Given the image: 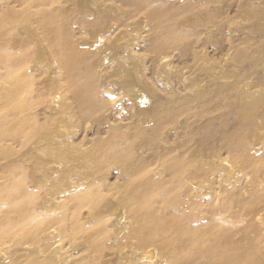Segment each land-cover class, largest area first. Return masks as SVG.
I'll return each mask as SVG.
<instances>
[{"label": "rangeland", "instance_id": "374dc122", "mask_svg": "<svg viewBox=\"0 0 264 264\" xmlns=\"http://www.w3.org/2000/svg\"><path fill=\"white\" fill-rule=\"evenodd\" d=\"M51 7L62 62L20 24L7 44L26 91L0 264H264V0ZM24 9L0 0V22Z\"/></svg>", "mask_w": 264, "mask_h": 264}, {"label": "bare ground", "instance_id": "6f19581e", "mask_svg": "<svg viewBox=\"0 0 264 264\" xmlns=\"http://www.w3.org/2000/svg\"><path fill=\"white\" fill-rule=\"evenodd\" d=\"M23 1H24V5H25V9L23 12H21L19 14H15L16 12L11 11L10 20L0 22V69L3 71V79H4L3 83L0 85V103L3 104V109H0V111L5 112L4 116L2 118H0V140L6 138V136H12V137L17 139L20 136L21 132L24 131L23 125L20 124V122H19L20 115L22 113L21 111L23 109H21V108L19 109L17 107V105L19 104V102L21 100V97L23 96L24 92L26 91V87L21 82V79H19L20 74H21V70H22L21 67L23 64L22 63L23 60L21 57L18 60L12 59L11 58L12 55L8 51L7 44H10V45L15 44V42H13V39L11 38V35H12L11 29L20 24L21 27L24 30H26V32H27L28 38H27V42L24 44H28V42L33 41L34 39L38 38V40H37L38 42L36 41L35 46H40V49L44 50V54L46 52L44 44L47 43V41H48L47 44L51 49V52H52L51 54H53L56 57H59V61L62 62V59L60 57H61L62 52H63V46L59 45V42H60L59 29L56 25L57 24L56 20L52 17V13L50 11V8H52L51 6H53L55 4L56 0H23ZM35 7H37V10L34 9L35 11H33V8H35ZM29 20L30 21L37 20V22H39L42 25L43 29L45 30L47 40H45V38L43 39L40 36V33L37 29H34L29 25V23H30ZM27 52H29V50ZM62 58H63V61L67 62V63L71 60L70 57L66 58L63 56ZM39 62L45 64V58L42 57L39 60ZM55 62H58V59H56ZM16 74H18V75H16ZM6 122L10 124L9 128L8 127L4 128L3 125H5ZM1 191H0V198L1 199H5V200L10 199L13 201V203H14L13 211L22 209V208H20L21 207V204H20L21 201L19 199L16 187L15 188L7 187V189H5L3 192H1ZM142 198H143V194H142ZM144 203H146V202L141 201V203L138 205L140 211L145 210L146 207H145ZM24 205H26V204H24ZM149 217H151V216H149ZM153 220H155V219H153ZM170 221H169V223H170ZM143 237H145V236H143ZM185 241H187V240H185ZM184 245H187V244L184 243ZM197 245H198V243L196 242L194 244V248ZM182 248H184V247H182ZM188 248L190 249V247H188ZM198 248L199 247H197V249ZM196 253H198V252H196ZM191 256H192V253H191ZM202 256H203V254H202ZM193 257H195V255ZM204 257H205V255H204Z\"/></svg>", "mask_w": 264, "mask_h": 264}]
</instances>
